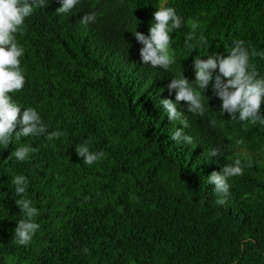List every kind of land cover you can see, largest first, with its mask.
Wrapping results in <instances>:
<instances>
[{
    "label": "trees",
    "instance_id": "trees-1",
    "mask_svg": "<svg viewBox=\"0 0 264 264\" xmlns=\"http://www.w3.org/2000/svg\"><path fill=\"white\" fill-rule=\"evenodd\" d=\"M61 6L45 0L14 34L25 84L8 95L22 111L35 109L47 131L0 144V264H264V126L222 113L209 86L197 89L203 116L177 105L192 137L177 143L170 136L182 125L160 105L175 102L171 79L195 82L196 57L226 56L236 40L264 77V0H80L65 14ZM160 7L183 19L170 34L168 70L143 63L133 34L148 35ZM91 12L96 21L81 24ZM55 131L63 135L49 140ZM89 139L91 151L104 153L92 165L76 152ZM25 146L36 151L8 159ZM214 148L220 156L211 157ZM237 158L248 166L229 178L219 205L208 177ZM17 175L28 180L23 196ZM21 198L39 213L27 245L15 238Z\"/></svg>",
    "mask_w": 264,
    "mask_h": 264
},
{
    "label": "clouds",
    "instance_id": "clouds-1",
    "mask_svg": "<svg viewBox=\"0 0 264 264\" xmlns=\"http://www.w3.org/2000/svg\"><path fill=\"white\" fill-rule=\"evenodd\" d=\"M79 2L80 0H61L62 6L56 12L70 13ZM44 6L45 0H31V3L29 0H0V144H3L5 148L11 144L13 136L19 139L29 135H42L47 131L35 109L27 108L22 111L8 95L10 92L22 90L25 84V76L20 68V58L24 54V49L18 46L14 34L21 29L25 19L33 14L34 7ZM153 17L148 35L139 31L133 34L143 45L140 49L143 63L168 70L175 63L174 55L170 52L172 44L170 34L181 28L183 19L171 7H160ZM96 19V12L85 13L79 22L86 26L94 23ZM191 28L192 32L185 40L187 47L192 46L189 41L195 37L198 24L193 22ZM200 40L204 41V37L201 36ZM249 59L245 42L236 40L228 49L226 56L212 54L206 60L200 57L195 58L194 83L184 75L171 79L167 89L169 92L176 90L175 102L172 99L160 100V105L167 113L168 119L172 122L180 121L182 125L170 136L171 140L177 143L181 141L187 144L192 143V137L184 133V129L189 127L188 120L185 114L178 110L177 105L182 101L187 102V110L190 113L203 116L205 105L197 89L207 91L209 86L214 95L222 101V113H228L231 119L250 121L253 124L259 122L261 126H264V114L261 113V105L264 103V77H258ZM62 135V132L55 131L48 134V139H58ZM90 143V139L85 140L76 147L77 154L83 158L86 165H92L104 157L103 152L91 151ZM236 143L241 144L243 141L238 140ZM35 151L34 148L21 147L14 150L8 159L14 156L19 161H25L29 153ZM210 155L211 157L220 156V150L211 149ZM245 166L248 165H243L241 159L237 158L233 163L224 166L223 174L216 171L210 174L208 183L215 185L214 193L220 197L216 200L217 204L224 205L227 202L230 194L228 180L231 177L243 175ZM12 183L17 196H23L26 193L28 180L25 176H15ZM15 202L24 217L18 221L15 238L20 245H27L39 228V224L34 222V217L39 213L35 207L31 206V201L27 198H21Z\"/></svg>",
    "mask_w": 264,
    "mask_h": 264
}]
</instances>
